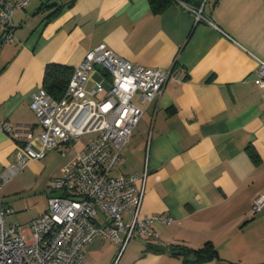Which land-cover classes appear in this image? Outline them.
Masks as SVG:
<instances>
[{
	"label": "crops",
	"instance_id": "crops-1",
	"mask_svg": "<svg viewBox=\"0 0 264 264\" xmlns=\"http://www.w3.org/2000/svg\"><path fill=\"white\" fill-rule=\"evenodd\" d=\"M161 1L29 0L15 9L13 40L0 44V119L35 124L30 102L47 64L74 68L99 43L132 63L172 69L122 148L119 171L146 172L141 212L173 220L155 222L158 238L127 244L118 259V245L96 237L84 247V264H264V206L252 210L264 194V87L254 83L256 57L264 60V0H168L155 8ZM189 7H202L218 28L196 22ZM86 142L54 149L60 157L48 173L45 203L21 224L47 209L52 179ZM32 146H41L36 137ZM49 150L30 159L1 196H36ZM20 152L0 132V173ZM0 200L13 209L5 220L29 209L28 201ZM207 241L217 258L199 262L184 251Z\"/></svg>",
	"mask_w": 264,
	"mask_h": 264
},
{
	"label": "built area",
	"instance_id": "built-area-1",
	"mask_svg": "<svg viewBox=\"0 0 264 264\" xmlns=\"http://www.w3.org/2000/svg\"><path fill=\"white\" fill-rule=\"evenodd\" d=\"M29 0H0V44L13 40V12ZM196 22L213 24L202 7H189ZM254 83L264 87V60L257 58ZM173 79L172 69L147 67L118 56L105 43L88 49L73 68L65 93L53 98L43 86L32 93L35 124L0 119V132L19 143L20 155L0 173L4 184L30 159L46 149L64 152L74 140L93 136L51 181L47 209L25 224L7 223L12 208L0 203V264H84V247L100 237L118 245V259L133 239H157L155 222L169 224L165 213L141 212L144 173L113 175L122 161L121 150L129 141L145 106ZM35 127L38 134L33 135ZM36 137L40 148L32 146ZM264 206V194L255 197L252 210ZM29 232V238L26 236Z\"/></svg>",
	"mask_w": 264,
	"mask_h": 264
},
{
	"label": "rangeland",
	"instance_id": "rangeland-1",
	"mask_svg": "<svg viewBox=\"0 0 264 264\" xmlns=\"http://www.w3.org/2000/svg\"><path fill=\"white\" fill-rule=\"evenodd\" d=\"M92 136H93V134H85V135L81 136L80 138H78L77 140H74L73 143L75 144V147L79 148L80 144L88 141ZM46 152H47L46 156L41 159L42 162H43V164L45 165L44 170L42 171L43 173L40 176H38V177L36 176L37 181H39V184H40L39 185V189L41 190L40 192L36 191V193H37L36 196H32V194H30V196L28 198V196H27L26 193L16 194L15 196H14L13 193H7V195H2L1 196L0 199H2V200H5V198L8 197V198H11V199L15 200L16 202L18 201L16 204H19V202L22 201V202H20L19 206H25V202L24 201H28L27 206H29V209L27 208V209H23V210H20V211H15L12 214H8L6 216V220L7 221H19L20 223H24L25 220H23V218L29 216L31 211L32 212H36V211L40 210L42 208L43 204L45 203L44 202L45 196L42 193H44V189H46L48 187V185H47L48 182H49V180H48V173H50L54 169V167H56L58 165L59 157H60V155L55 150L54 151H52V150L50 151L49 150V151H46ZM119 167H120V164L111 173L113 175H116L118 173H121L119 171ZM19 172H21V171H19ZM22 172H24V171H22ZM14 176L15 175H13L7 181V183L9 181H11V179ZM26 178L28 180L27 183L29 185H30V181L31 182H34V177L32 176L31 172H29L27 170H26ZM51 189H52V187H51ZM36 190H38V187L36 188ZM53 192L55 194H59L60 193V191H53ZM0 203H1V200H0ZM11 206L14 209L15 208H18L16 205H13V204ZM25 234H26L27 238H29V232L26 231ZM104 240H106L109 243L115 244L114 242H112V241H110L108 239H104ZM133 241H135V242H137V241L138 242H143L144 240L142 238H136V239L130 240L127 244L129 245Z\"/></svg>",
	"mask_w": 264,
	"mask_h": 264
},
{
	"label": "trees",
	"instance_id": "trees-1",
	"mask_svg": "<svg viewBox=\"0 0 264 264\" xmlns=\"http://www.w3.org/2000/svg\"><path fill=\"white\" fill-rule=\"evenodd\" d=\"M153 3V0H150ZM168 0H162L159 4H154L155 8H161ZM73 68L68 66L49 63L45 69L43 87L53 97L60 98L64 95L68 81L70 79ZM250 152L253 153L252 149ZM185 252L191 253L195 261H207L218 257V252L214 245L207 241L203 246L196 249H185Z\"/></svg>",
	"mask_w": 264,
	"mask_h": 264
}]
</instances>
